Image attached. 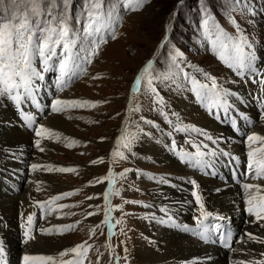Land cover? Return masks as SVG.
<instances>
[{"label": "rangeland", "instance_id": "rangeland-1", "mask_svg": "<svg viewBox=\"0 0 264 264\" xmlns=\"http://www.w3.org/2000/svg\"><path fill=\"white\" fill-rule=\"evenodd\" d=\"M105 2L106 6H111L116 4L117 0H105ZM83 3L84 0H68L75 44L67 50L63 48V45L57 47V55L53 58L55 61L53 71L51 68L43 73V80L35 82L41 89L35 95L45 100L42 91L49 94L47 90H51L53 83L60 82V78L56 75L59 71L58 67L64 59L66 61L68 59L72 60L69 65L74 71L73 69L71 71L79 73L76 75L78 80L66 88L65 95L58 94L60 99L88 101L89 104L96 106L70 107L59 113L49 111L44 118L61 119L67 133L56 128H48L57 133L58 138L32 137L41 140V147L44 151L41 152L36 148L33 141L30 161H38L41 163V168L31 170L32 175L29 172L30 167L21 165L24 176L20 182H23V186L29 178L32 181L34 178L38 180L37 191L35 190L36 200L32 203L37 210H40L37 205H43L41 212L47 217L42 218L40 223H47V226H52L53 229L59 227L65 229L62 233L54 232L46 239L54 238L53 243L57 247L69 245L72 248L85 244L88 250L83 258V264H112L111 245L115 246L116 242L123 255L121 264H149V261L140 258L148 253L140 254L138 251L149 250L154 253L157 251L154 247L156 241L150 230L155 213L159 209V196L154 191L159 184L165 182V175L170 173L165 165L170 166L167 161L169 152L165 145L174 154L171 148L172 141L174 140L178 145L182 128L185 131L189 128L188 126H194L191 121L179 116L174 106L187 99L190 108L197 106L193 93L187 90L191 85L182 79L183 73L178 81L185 85L181 89H177L176 85L170 81L162 83L158 79H153L152 87L156 88L159 96L163 98V106L156 103V96L147 90L146 80L142 81L140 89L135 94L132 93L135 77L146 66L149 59L153 61L152 74L154 77L166 73L171 66L172 56L179 51L183 55L177 58V62L184 72L200 75L198 78L202 77V80L201 73H193V69H201L204 73L215 77L218 84L224 89L228 88L230 93L240 91L241 85L245 84V78L237 76L235 71L229 69L213 53L211 44L205 36L203 21L207 16L210 20L219 23L230 34H235L229 18L235 19L244 35L247 36L248 43L252 45L246 51H254L257 59L262 57L260 61L262 62L264 58V0H244L243 5L236 3L235 0H148L137 12L121 11L117 5L118 14L122 17L115 25L117 38L112 40L106 37L108 43L100 47L98 54L91 57L90 62L81 63L83 65L81 74L77 65L79 64L78 57L81 62L85 55L82 49L86 47V40L82 43L84 38L83 18L81 17ZM242 7L246 10L241 11ZM76 19H81L82 22L75 23ZM162 44L163 47H161ZM88 55L90 56V53ZM38 64L37 62L36 66ZM65 76H68V71ZM235 87L238 88L234 90ZM261 95L264 99V94ZM257 98H259L258 95ZM252 103L251 110L257 114L252 116L250 121L252 125L246 126L248 132L249 128L252 129L254 126V117L258 119L264 115V110L261 109L258 112ZM173 113L178 120L172 117ZM237 113L239 116L227 111L223 114V119L226 116V119L232 116L243 129V124L246 123L245 116H242L240 111ZM43 120H39V123L42 124ZM214 121L222 126L219 118ZM0 125L3 126V124ZM150 129L163 139L164 146L158 149L166 155L161 158L165 164L160 162L161 159L156 160L153 156L147 158L148 153L142 146H139L141 141L139 136L142 133H150ZM190 129L191 127L188 131ZM34 133L35 131L30 134ZM122 137L131 140L130 147H124L125 141ZM242 139L239 138L240 143L244 145ZM73 140L76 143L68 147L67 145ZM117 141H121L119 146ZM115 151L122 152L124 158L114 157L113 152ZM218 157V154L214 156V158ZM99 160L106 162L107 168L101 174L94 172L93 174L89 169L94 161ZM48 166H51L53 171H48ZM20 167H17L18 171H21ZM61 167L72 168L76 171L69 173L55 171ZM109 171L115 177L112 188L119 194L110 195L106 204L103 193L108 189L103 190L105 188L103 185V188L97 191L96 186L98 180L106 177ZM171 173L177 174L173 171ZM45 178H50L55 183L67 184L70 188L68 187L69 190L61 193H53ZM105 181L107 183V180ZM22 186L19 193L26 188V185L23 189ZM64 193H73V195L63 197L58 201L53 199L59 194L63 196ZM66 205L68 207H65ZM108 208L111 209L109 221L116 225L117 241L116 237L111 241L104 228L105 210ZM8 214L7 218L0 215V220L4 223L9 222L12 217L10 213ZM58 217H60V223L55 224ZM20 230L21 228H17L15 233L18 234ZM151 252L149 253L152 254ZM54 254L26 251L22 253V256L52 255L56 257ZM72 258L75 256L73 255ZM150 264H153V261Z\"/></svg>", "mask_w": 264, "mask_h": 264}, {"label": "snow or ice", "instance_id": "snow-or-ice-1", "mask_svg": "<svg viewBox=\"0 0 264 264\" xmlns=\"http://www.w3.org/2000/svg\"><path fill=\"white\" fill-rule=\"evenodd\" d=\"M147 2L148 0H117L116 4L106 6L105 0H84L81 12L84 32L82 43L86 40V47L82 49L85 55L81 63L90 62V58L98 54L100 47L108 43L106 37H110L112 40L117 38L115 25L122 19L118 14L117 5H119L121 11L137 12ZM235 2L243 5L244 0H235ZM245 10L243 7L241 8V11ZM81 22V19L75 20V23ZM229 22L234 27L235 34H230L219 23L210 20L207 16L205 17L203 28L206 39L211 44L213 53L241 78L246 73L264 77V73H260L255 66L257 60L255 52L246 51L252 45L248 43V38L244 35L241 26L235 19H231V17L229 18ZM73 31L68 0H0V98L6 97L17 105H21L24 100L34 99L35 93L38 91L35 82L43 80V73L48 72L53 67L55 63L53 58L57 55V47L63 45V48L67 50L74 46ZM161 47H163V44ZM89 53L90 56L88 55ZM182 55L181 52L176 51L175 55L172 56L169 70L155 77L152 74L153 61L149 59L146 66L135 77L131 89L132 93L135 94L140 89L142 81L146 80L147 90L156 96V103L163 106V98L159 96L156 88L152 87L153 79H158L162 83L170 81L176 85L177 89H181L185 85L183 82L178 81H180V75L183 73V81L191 85L187 90L192 92L201 103L209 101L206 106L210 112L213 108L227 111L229 107L227 97L231 95L230 91L222 88L215 77L204 73L201 69H193V73H201L203 80L199 79L195 74L184 72L181 65L177 62V58L182 57ZM37 62L41 66L39 69L36 66ZM59 67L61 70H64L67 67L66 62H61ZM77 67H80V65H77ZM78 74L73 73L72 75ZM253 82L258 83L261 90L264 91V78L258 81L254 80ZM60 84L61 88H63L65 81L61 79ZM85 105L96 106L95 104H89L88 101L56 99L51 105V110L52 112L59 113L66 108L83 107ZM24 119L29 124L33 123L31 115H26ZM191 131L197 132L206 140L213 141V138L201 129L192 127ZM36 136L58 138L57 133L44 126L39 127L36 131ZM122 140L125 141L124 147H130L131 140L127 137H122ZM247 141L249 147L246 161L248 175L256 181L264 180V135L250 134L247 136ZM213 142L215 143V141ZM75 143L76 141L73 140L67 146L72 147ZM120 143L121 141H117L118 146ZM187 143L195 150L194 153L180 150L177 152V155L193 167L207 166V162L204 160L205 155H216L214 151H206L208 149L207 144L195 143L192 140H188ZM35 147L41 152L44 151L43 147H41L40 139L35 141ZM171 148L173 151L177 150V144L174 140L171 143ZM224 155H228V153H224ZM113 156L121 159L124 158V154L119 151L113 152ZM100 162L102 163L103 161L101 160ZM93 163H96V161ZM31 168L35 171L41 168V165L34 163L31 165ZM48 171H53V168L48 166ZM55 171L69 173L76 170L61 167L55 169ZM114 179L115 177L112 172L109 171L106 177L98 180V183H103L107 180L109 185L108 191L103 193L106 204L109 201L110 195L119 194L111 187ZM190 183L194 187H197L194 180L190 181ZM242 187L246 197L245 202L248 205V214L255 218L259 227L264 228V223H261L264 221V184L246 182L243 183ZM71 195L73 193H64L63 196L57 195L53 199L58 201L63 197ZM192 195L199 205L200 217L206 219L210 216V213L205 211L201 196L196 191H193ZM37 206L43 207V205ZM65 207L68 206L66 205ZM110 211V208L105 210V224H108L110 220ZM34 216V213L27 216V228L24 232L25 244L35 239V236L32 235ZM200 217L197 218L200 230L194 231V234L200 239L207 241L209 239V228L203 226V219ZM39 231L42 234L51 235L53 232L62 233L65 229L42 228ZM245 236L249 241L264 245V238L260 236L252 233H245ZM223 240L225 247H230L232 241L231 233H227L223 237ZM87 250L86 245L81 244L61 251L58 257L52 255H25L23 261L24 264H83V258ZM70 255H74L75 259H64V257ZM260 255L264 256V252H261ZM3 258L4 248L2 243H0V264H3ZM236 264H264V259L249 260L247 262L239 260Z\"/></svg>", "mask_w": 264, "mask_h": 264}, {"label": "bare ground", "instance_id": "bare-ground-1", "mask_svg": "<svg viewBox=\"0 0 264 264\" xmlns=\"http://www.w3.org/2000/svg\"><path fill=\"white\" fill-rule=\"evenodd\" d=\"M62 62H66L67 67L64 70H61L60 67H58L59 71L56 73V75L58 76V78H60V81L61 79H64L67 71L68 75L69 72L70 75L73 74V72L70 70V60L67 59L66 61L64 59ZM257 69L259 70V68ZM51 70L53 71V67ZM245 75H247L246 78L249 77V79L252 81L246 82L251 87H247L250 89L244 88L243 91L247 95H243L237 100L249 103L251 99L254 98L252 106L256 110L259 109L260 112V110H264V108H259L255 105L257 104L258 106H260V104H264V99L261 98V94H264V91H262V93L258 95L259 98H257V93L260 89V86L258 83L253 82L255 79L258 78V75L253 76L254 74L249 75L247 73ZM65 80L66 79H64V81ZM255 87H257V89L254 91ZM52 88L51 90H47L49 94H51L52 92H55V96L58 94H61V96L66 94L65 92H63L64 89L61 87L59 88V91H56V87H54L53 89ZM235 95H237V93L233 92L230 96L227 97L229 105L227 111H230L234 108V106H237V103H234L237 97ZM57 99H60V95L57 96ZM256 100H258V102ZM187 101H182V103L174 106V108H176V110L178 111V115L182 116L183 119L191 121L192 124H194V126L192 127L201 129L205 133H207L208 136H211L215 143L213 141L206 140L203 136L199 135L195 131H191L190 129V131H188L190 132V134L183 133L180 135L181 139L178 143V146L180 147L178 150H176V154L172 155L168 151L170 155H168L167 157L168 164L170 165L168 166L167 164H165L163 159H161L162 157H166L165 153L162 154L161 151H159L158 149V147L160 146L161 148H163V139L151 129L150 133H142L139 136L141 138L139 146H142L145 149L146 153H148L149 156L147 155V158L153 156L156 158V160L161 159V161H159L164 162V164L166 165V169H168L170 172H177L176 175L170 173L169 180H167L166 184L161 188L156 189V194H158L159 196L158 205L163 208L162 216L160 215V222L157 223V226L152 225L150 230L151 232H153V238L155 239L154 241H156L154 247L157 249V251L154 253L149 250H139L138 253L140 252V254L144 252L148 253L147 255L143 257L141 256L140 258L144 259L145 261H149L150 263L153 261V264H196L193 262V260L205 258H207L208 260L206 262H202L201 264H228V262L229 264H236V262L239 260H244L245 262H247L249 260L254 261L255 259L262 258L264 256H261L260 253L264 252V245L259 244L257 242L249 241L245 236V233H252L264 238V228L259 227L255 218L247 214L248 205L245 202L246 197L244 195V191H241L240 189H238V187H231V185H226L227 182H225V180L223 179L220 169L213 165V162L216 161L214 160V156L205 155L204 160L207 162V166L194 168L193 166H191V164L183 161L180 156L177 155V152H179L180 150H184L194 153L195 150L192 149L187 143L188 140H192L195 143L207 144V152L214 151L217 154L219 153L218 151H220L223 156L224 153H228V155H225V161L222 162L228 164L229 166L231 165V162H234L237 166L242 169V171L246 170V173L248 174V169H245V166H243L242 164V160L235 158V156L240 155V152L247 153L249 151L247 141L248 135L253 133L264 135V115L260 117V119H257L256 116L254 117V120H256L257 123L255 125L254 122L255 127L253 126L252 129L249 128V132L248 128L246 127L243 129L241 128L242 132H237L233 129H230V131L228 132L226 128L223 127V125L219 126L218 123H215L214 121V119L217 120L219 118L221 124L222 122H224L223 120H226V122L229 123L228 127H239L237 121L234 120V117L229 116L230 118L226 119V116L223 119V114L227 111L223 109L213 108L210 112L206 106L209 101L201 103L198 100L197 108H190L188 106ZM7 102L8 101L6 97L0 98V124H3V126L0 125V127H2V131H0V169L2 171L6 169H13L18 171V168L24 164L23 167H26L25 165H27V167H30L29 172L33 175L34 170L31 171L32 168L31 166H29V164L35 163L41 165V163H39L38 161H30V150L31 147H33L32 142L34 141L35 143L36 141V139L32 137L36 136V131L38 129L35 131L34 134H30L25 131L22 125L13 118L14 113L12 116V108L10 105H8ZM237 111H240V113H242V116L247 115L246 110ZM250 111L253 112V110L248 109V112ZM35 114L36 112L31 113V115L34 116ZM41 125L49 129L56 128L67 133V130H65L64 128V123L59 118H44L40 126ZM251 125H248V127ZM239 138H243L242 140L247 143V146L245 145L246 147H243V144L240 143ZM227 156H229V158ZM27 161L28 163H26ZM100 161L101 160L92 164L91 168L89 169L90 171H92V173L94 172L95 174H101L104 170H106V162L101 163ZM18 164L19 166H17ZM206 167L208 169H206ZM19 170H21V172H18V174L20 175V178L23 179L24 175L22 167H20ZM45 179L47 181V185L50 191L53 193H61L63 191L69 190L70 188L67 184L55 183L51 181L50 178ZM7 180L12 179H10L9 176L8 178H5V181ZM192 180L196 182L197 187H193V185L190 183V181ZM37 181L38 180L35 178L33 181L29 178L22 186V189L23 187H25V185L26 188L21 193H19L20 184L15 185L16 188L18 187L19 189L18 193H13L8 196V194L6 195V193L0 192V215L3 218H7L9 215L8 213H10V216L12 217L7 223H4L2 220H0V240L2 239V241L5 242L7 251L12 256V264H22L24 262L22 253L26 251L44 254L55 253L54 255L58 257L61 251H65L71 248L69 245L57 247L53 243L54 238H50L48 240L46 238L49 237V235L47 236L46 234H42L41 232V234H37V231H35L34 226H32V235L35 236V239L30 240L27 244L24 243V239L21 237V234L23 232L22 227L27 224V216L29 214L34 213V220L37 221L38 219V215L33 211L32 208V201L36 200L35 192L37 191L36 189L38 186ZM104 183L97 184V191H100L101 188H103ZM247 183L264 184V181L255 182L252 181V179L250 178ZM6 188L9 190L11 189L10 187ZM9 190H7V192H10ZM193 191H196L206 202L207 210L211 211L212 213H215L218 216L226 217L232 222L234 221L238 226L239 235L234 244L235 246L232 254H222L218 252L215 248L202 245L195 239V237H187L181 232H179L177 229L171 228V225L173 224L171 222L178 221L179 223H182L183 221L184 223H189L191 216H193L194 218L199 217L197 211L194 210L195 207H192L193 199H195L192 195ZM59 219L60 217L57 218V223L55 224L60 223ZM261 223H264V221H262ZM44 225L46 226V228H53L52 226H47V223L42 224L41 228ZM209 227L210 226H208V228ZM17 228H21L18 234L17 232L15 233V230ZM59 229L61 228L59 227ZM20 240H23V244L21 245L19 244L21 242ZM149 252H151L152 254H150ZM72 256L73 255L68 256V259H75L72 258Z\"/></svg>", "mask_w": 264, "mask_h": 264}]
</instances>
